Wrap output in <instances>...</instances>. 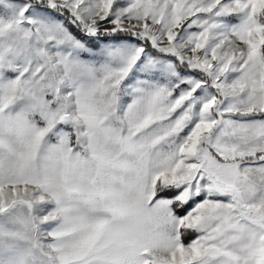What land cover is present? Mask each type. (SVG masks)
Listing matches in <instances>:
<instances>
[{"label":"snow or ice","instance_id":"1","mask_svg":"<svg viewBox=\"0 0 264 264\" xmlns=\"http://www.w3.org/2000/svg\"><path fill=\"white\" fill-rule=\"evenodd\" d=\"M0 264H264V0H0Z\"/></svg>","mask_w":264,"mask_h":264}]
</instances>
